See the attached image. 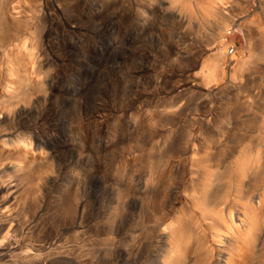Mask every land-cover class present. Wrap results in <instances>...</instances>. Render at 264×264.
I'll list each match as a JSON object with an SVG mask.
<instances>
[{
	"label": "rangeland",
	"instance_id": "obj_1",
	"mask_svg": "<svg viewBox=\"0 0 264 264\" xmlns=\"http://www.w3.org/2000/svg\"><path fill=\"white\" fill-rule=\"evenodd\" d=\"M51 2L46 18L22 21L23 41L40 35L47 50L31 68L23 47L21 93L39 96V112L61 109L60 123L39 132L49 142L40 159L56 158L53 171L38 179L35 212L22 213L24 222H33L20 239L54 242L41 264H109L120 252L125 255L117 264H224L230 236L210 234L203 216L192 212L195 206L200 211L193 198L205 191L215 203L234 200L233 210L240 205L236 195L254 204L264 199V0H227L217 7L221 16L206 15L197 0L190 7L182 0H116L103 29L93 14L111 0ZM76 2L83 20L58 26L62 11L71 16ZM39 8L30 13L40 15ZM67 32L71 52L63 60L58 44ZM228 42L235 45L231 55L225 53ZM211 66H217L216 76L207 81L203 74ZM49 82L53 87L43 98ZM116 82L122 89L136 86L124 115L114 112ZM174 95L177 106L161 108L160 101L168 105ZM84 104L103 105L105 116L85 125L86 141L80 142L81 122L88 121L78 115ZM77 187L75 200L84 199L85 214L78 232L59 206L61 194ZM255 211L264 220V200ZM179 221L182 250L170 254L169 233ZM260 233L240 264H262ZM25 260L19 264H31Z\"/></svg>",
	"mask_w": 264,
	"mask_h": 264
},
{
	"label": "bare ground",
	"instance_id": "obj_2",
	"mask_svg": "<svg viewBox=\"0 0 264 264\" xmlns=\"http://www.w3.org/2000/svg\"><path fill=\"white\" fill-rule=\"evenodd\" d=\"M182 1L189 7L193 2V0ZM197 1L201 2L200 7L204 9L206 15H216L219 13L220 16L221 14L223 15V12H219L220 10H217V7L221 9L222 4L227 2V0ZM115 3L116 0H111L108 6L104 3L101 5L102 11L98 10V12L93 14L94 21L100 22L101 29L105 28L113 19L112 14L114 15V11H110V7H113ZM76 4H78L77 7ZM76 4H74L76 9H72L70 13L72 14L71 16H67V14L62 11L61 14L63 19L57 20L59 23L58 26L63 28V25L66 24L65 22H77L78 18L83 20V9L79 6L80 3L76 2ZM33 6H40V15H36L34 12H32L33 15L30 13ZM51 6V0H0V264H6L8 261H10L11 264H19L22 262L21 258H26L24 261L26 263L41 264L47 260L49 255L53 254H51V252H53L52 248L54 247V242L46 241L45 244L35 245L33 242H26L20 239L23 233L28 232L33 222L32 219L24 222L22 213H26V209L30 208H34L35 212V207H37L41 201H39V198L37 199L35 195L38 179L41 178L43 174L45 175L49 171H53V160L56 158L55 155H52L51 157H43V160L40 159L42 158L40 155L45 154L44 147L49 146V142H43L39 137L41 136L39 132L45 131V128L51 126L54 120L57 121L58 124L60 123L56 115H58L61 109L52 107V109H43L42 112H39L40 109L35 105V103L37 104L36 101L40 100L39 96L33 99V96L30 95L28 91L21 93V56L23 47H26L31 53L32 60L31 63L28 64L31 68L34 61L35 63L37 62L36 56L45 55L47 50L45 45H43L40 35L33 37L29 43L23 41L21 33L22 21L23 18L30 19L36 16H39V20L46 18L49 10L52 8ZM97 15H101L99 20ZM83 24L85 25L84 22ZM230 36L226 32V37L229 38ZM125 38L126 37H124V39ZM65 40L66 42L61 41L60 44H58L60 56L64 58L63 60L68 59L69 52H71L69 44H72V42H70L71 40L69 39L68 32L65 35ZM85 51L94 53L91 49H86ZM212 55H216L215 52H213ZM217 60L218 58H215V62ZM40 61L39 59L38 62ZM215 67L217 66L208 67L204 71L203 76L205 80L212 81L215 78ZM32 73H34V71H32ZM52 87V82L44 84L42 93L43 98L46 94L51 92ZM111 87L115 89L116 101L119 99V108L114 109V112H121V114L124 115V113L127 112L125 110L128 109L127 106H124L125 100L129 98V94L136 86H126L122 89L118 82H116L112 84ZM118 94H121L123 98L120 99ZM45 100H43V103ZM163 103V101H160L161 108L171 111L173 107L177 106V95H174V98L168 102V105H163ZM104 108L105 107L100 104H94L93 107H91L90 104H84L79 109L78 115L82 119L88 120L84 125L81 122L82 131H78V139L80 142L86 141L85 138L87 135H82L85 125L92 121L97 124L98 121L100 123L99 116L104 115V111H102ZM114 112L112 114H114ZM31 116H35L32 123L25 124V118ZM118 125L119 124L116 126ZM40 142L43 145H41ZM40 160L43 161L42 165L39 164ZM67 161L70 160L67 159ZM67 161H63V165H65ZM24 180L26 181V186L23 187L22 182ZM77 183L80 185L81 181L78 180ZM79 189L78 187L75 188V190L67 196L61 194L59 198V206L62 207L63 212L74 219L71 229H75L76 232H78L77 228H82L84 226L85 218L84 211L80 210V208H83L84 199L80 198L75 200L76 192ZM205 193L204 191L199 196L197 193V196H195L197 198H193L197 201L196 203L193 202L194 206L198 203L197 205L200 211H198V208H195V206L194 208L192 207V212L203 216L202 218L206 224L204 226H208L212 236L221 238L222 233L225 232V234H229L230 243L228 245L230 247L228 248L224 264H240L241 260H243L246 255V249L253 246L256 239L260 237V231L264 230V220L261 219L262 217L258 216L255 211V205L256 207L261 206L264 199L261 201L258 200L256 204H254L251 199L243 195H236L240 201V205L233 210L231 205L235 204L234 200H230V202L232 201L231 203L226 202L225 204H220L219 202L215 203L209 200V197L205 196ZM157 209H162V206ZM234 211L235 214H233ZM235 216L238 219L237 222H235L233 218ZM176 224V230L173 232L170 230L171 233H169L170 235L173 234L172 237H170L172 239V245L169 250L170 254L178 251L181 253L182 250L180 242L184 229H182V226L184 225H181V222H177ZM25 235L26 234H24L23 237ZM262 238L264 240V237ZM12 241H14V243ZM206 251L211 253L210 248H207ZM43 252L45 255H42L44 254ZM21 253L23 254L21 255ZM123 255H125L123 252L116 253L114 258L112 256V261H110L111 263L109 264H117ZM209 256L212 258V254ZM208 263H210V261ZM262 264H264V256Z\"/></svg>",
	"mask_w": 264,
	"mask_h": 264
},
{
	"label": "built area",
	"instance_id": "obj_3",
	"mask_svg": "<svg viewBox=\"0 0 264 264\" xmlns=\"http://www.w3.org/2000/svg\"><path fill=\"white\" fill-rule=\"evenodd\" d=\"M226 32H227V34H228L229 36L232 34L230 28L226 29ZM234 50H235V45H234V43H230V42H228V43L226 44V51H225V53H226L227 55H230Z\"/></svg>",
	"mask_w": 264,
	"mask_h": 264
}]
</instances>
